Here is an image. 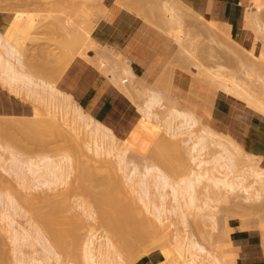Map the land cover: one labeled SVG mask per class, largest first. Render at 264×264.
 I'll return each mask as SVG.
<instances>
[{
    "label": "rangeland",
    "instance_id": "1",
    "mask_svg": "<svg viewBox=\"0 0 264 264\" xmlns=\"http://www.w3.org/2000/svg\"><path fill=\"white\" fill-rule=\"evenodd\" d=\"M74 1L76 2V4H74ZM101 1L0 0V35L7 44H9L11 47L13 46V51H16L17 54L19 53L21 62L23 63L20 68L18 67L19 70L21 72L29 74L33 78L32 80L37 84L39 80L49 81L51 78L52 79L50 81L52 82L54 80L53 74L56 75L59 71H63V74L65 71L63 70V68L65 69L67 67H61V65L63 66V64L61 63V53L63 50L59 46H61V41H64L62 39L66 40L69 37L68 35L71 34L66 32L68 31L66 29L68 28L70 30V27L73 25V27H76V29L79 30L78 32L81 34L82 32L92 31V27L90 28L92 24L91 22H86V17L90 16L91 19V15H89L91 12L94 13L100 11L99 9H101L102 6L100 7L98 6V4L101 5ZM127 1H131L132 4L131 2L130 4L127 3ZM153 1L124 0L122 2L121 8L124 7L123 4L125 5L126 2V5H129V7L127 6L128 11L133 10L132 12L135 13V15L139 17L142 21H144L146 25L148 24L147 26H149L151 29L158 31L159 33H162V35L166 37L167 42L173 48L174 61L177 62L178 66L181 70H183V72H187L190 75H193L195 79H198L197 81H199L203 88L205 87L210 92L220 91L223 95H228L238 101H241L245 104V106L249 105V108L246 107V111L244 112V114L248 117V121H250L253 115L252 111L256 113L254 110H257L261 102L264 103V93L262 94L261 92L262 90H264V75L262 73V67L264 66V6L259 2H254V9L248 10V15L246 16V21L249 25L247 29H251L256 35V37L254 38V43L259 41L261 44L260 54L255 55L253 53V50L248 51L247 48L242 47L241 45L236 43L234 40L231 39V37L230 39L232 41L229 38H227L228 40H225L224 37L222 39L221 37L217 38L215 36L208 35L206 29L209 28V25L214 26L215 24L198 15L193 8L185 5L180 0ZM64 2H67V4L65 5ZM72 2L74 5L72 4ZM88 8L92 9V11L88 10L87 12L89 14L84 11L87 15H84V18L86 19H83L85 21L84 22L83 20H81V18L83 17L80 16L82 14H85L82 12V10H87ZM96 8H98L97 10L99 11H97ZM135 10L140 11L136 12ZM80 11L82 12V14H79ZM24 14H26L27 17ZM21 15L23 19H27L28 21L30 19L32 21L31 23H33V25L30 24L31 27L33 26L32 28H30L29 26V28L25 27L20 29L21 31L23 30L22 32L20 31L21 33H23L22 35L24 37L23 39L21 37L22 42L19 41L21 40L19 37L21 33H19L20 35L18 36L19 40L10 37L5 34L6 28L4 25H2L4 23H11L13 19H17V16L20 18ZM260 16L262 17V19L255 20V17L257 18ZM175 19L178 21L174 22ZM82 21L87 24L85 25ZM58 22H60L59 27H61V25L63 24L61 29H63L64 26L67 28L63 29V31H60V28L55 29L54 26ZM67 23L71 26H67ZM74 23H76V25H74ZM79 23H81V26H79ZM77 26H79L81 29L77 28ZM53 28L55 31H53ZM85 42L86 43H83L81 45V50L76 53L75 57H80L87 60L91 65L95 66L103 75L108 76L111 83L116 86L135 105L138 112L143 118V122L146 123L142 124V126L146 128V125H149L155 135L161 133L163 134L164 138V140H159V142L156 143L157 146H155L154 139H152L154 138V136L152 135L151 139L153 141L151 142V145H153L154 147L150 148L147 152H143V150H141L143 148L145 149L147 147H150H144L146 146L145 142L143 144L144 146L142 145L143 141L146 140L144 137H142V135V141L139 139L138 141H135L138 142L137 144L139 145H137L134 141V143H131L132 145H134V147L137 146V150L131 144L130 145L132 147H130L129 144H125L124 141L121 142L120 140H117L116 150L111 151L107 156L102 155L101 157L111 161L113 160L112 157L115 153H117L118 151H125V158L129 162V164L126 165L128 168L127 174H131L128 172L131 171L133 167L137 168V170L141 174H144L147 169L157 168L163 174H165L168 181L171 182V186H181V181L183 179H186L188 175H199L201 177V182L195 187V200L193 208H186L183 206V208L181 209L183 218L179 216L176 217L177 215L174 216L171 211L173 210V207H175V203L173 202V197L170 189L155 188L154 186L150 185L147 197H150L151 201L159 203V200H161V197L159 196L161 194H163L165 198L164 208L166 209V213L162 216V229H164L165 227L167 228L168 226L167 231H165L166 228L164 230L166 233H168V235L164 232L163 233L165 234V237L168 236L167 239L169 241H165V237H163L165 238L164 243L162 240L163 238L157 239L156 241L158 245H155L156 248H154L153 251L146 253L148 251L144 249H147V247L148 249H150L151 246H153L151 242L154 240V235L152 234H155L154 232H150L152 231V228L151 230L149 228L147 230H149V233H152L150 234L152 236L149 237L150 240L149 238H146L145 236L147 235H145L143 237H145L146 239L141 238L140 242L138 241L134 248V251L130 255H127L123 250H121L122 252L118 251L119 257H115L113 255V249L108 247L109 241H107L106 237V227H102L103 223L100 220V223L98 222V220L96 221V219H98L99 217L95 218L98 216L96 213L100 209L99 206H101L98 205L96 201L97 196L95 195H98V193H100L101 187L97 188L96 186V188H89L87 194L85 193L86 195L80 193L77 189H75L74 184L77 183L75 179L76 175L78 176V166L80 164L78 162H75L77 160V153L73 151V148L71 147L72 145H70L71 143L69 144V142H71V138H73L74 136L78 139H85L86 142L90 145V147L93 146V137L91 130L94 131L95 128L98 127V129L101 130L102 124L94 120L91 116L85 114L82 109L70 99V97L62 94L61 92L60 93L62 95H60V97L61 100L63 99L64 101H60V98H58L59 96H55L57 97L55 100L51 99V102L45 100L48 102L46 103L43 99H45L44 95H47V93L45 91L42 92L43 90H40L41 88L35 89L40 90V97L39 94H37L38 91H36L37 95H33L35 94L34 89H32L34 90V92L31 90L33 93L30 92L33 96L31 97L30 94L27 95V93L29 92H27L26 88H24L18 93L15 92L13 89L9 88V86L3 84V77L0 76V117L17 118L23 120L31 118L33 114H39L38 116L46 120L47 117L49 118V116H47L48 113L47 111L45 112V109L47 110L49 107L52 112L54 111L56 115H58L57 121L60 123L63 129L67 130V132L70 133L66 134L67 139L61 137L59 138L61 139L59 141H57V139L55 140L54 136H51L52 139H49V141L47 138V142H43V140L40 139L39 140L41 142L38 139H35L36 141H34V137L33 139L31 138L32 141L30 142L28 140L31 139H27V137L23 136L22 133L20 134V132L19 134L25 137L27 141L24 140V138L20 136L18 132L16 135V132L13 130L12 134H14V136L9 133L10 135H8V137L6 134L2 135L3 132L0 131V264H38L42 261L43 264H45L44 260L46 259L47 255L46 252L43 251L44 244L42 243V241L40 242V238L36 237L35 232L32 229V225H37V220L35 217H33V212H30L29 210H31V207H33V210L36 208L38 209V207L42 209L45 207L44 210H47L50 206H43V204L38 203L37 199L34 200L33 206L28 204V202H30V198H39L38 196L40 195V193L42 194V191L43 193L45 192V194L48 193L47 196L49 195L50 197H55L56 195L61 193L67 194V200H65V202L67 201L68 203L66 202V205H64V201L62 202V204H58L59 201H57V197L54 205H56L57 208L61 207V209L64 210L62 212L59 209V212L61 213L62 218H64V221L69 220L67 222H70L69 224L67 222H65L67 224L64 223L63 226L68 225L66 226L67 228H64V230L67 229L68 231L70 229L69 231H72L71 229L75 228L74 231H78L77 234H79L78 236H76L77 234H73L74 236L69 235L70 237L65 236L66 238L64 239V241L66 240V244H64V246L66 245V247L63 248L64 246L62 243L61 244L63 247L59 246L62 247V249L64 250L66 248H68V250L70 251L73 250V256L71 252V256H69L68 252V254H64L61 251L62 249L57 248V245L55 243V245L53 244V240L50 239V236L52 235L49 234L51 231H44V237L47 239V243L52 246L53 251L55 250V255H51L52 259L48 261L49 264H58L59 261V264H85V260L83 258V249L85 242H87L89 236H92L95 245H100L105 249V252L108 253L109 258H111L112 260L110 264H130L129 262L135 259L138 260L135 264H138L140 258H142L139 256L141 255L143 250L145 253H143L144 256L147 255L149 258L153 257L154 261H158L157 264H159L164 259L167 260L166 258L169 257V255L172 258L176 257V255L178 254L177 247L179 243L182 242H194L195 246H200L204 248L207 252L212 253V255H214L218 260H220L221 263L223 262V264L225 262L227 263L226 260L229 261L228 263L231 262L232 264H237V257L234 251L232 250L233 245L229 237L232 231L229 225H231L232 222L239 223L240 229L244 232L254 231L259 233L262 240V246L259 249L258 255L263 256L264 196H262V198L258 201H252V199H250L251 201H244L245 194L241 191L236 190L235 192L227 193L226 190L221 188V185L214 186L211 183V179H221L224 174V170L221 169L220 166L215 165L213 163V160L218 158L219 154L221 153V149L216 144L217 141H221V144H224L229 149L231 148L230 143L233 145L235 144L237 146L239 153L234 156L235 170L237 172L247 171L250 166L263 167L260 163V159L255 158L251 154L245 153L243 149L234 140L230 139L229 137L223 136L222 134L221 139H219L218 137H214L213 139L206 140V147L198 156L195 151L191 150L195 139H190V134H192L193 136H200L204 134V131H214L216 133L219 132L210 125H208V123L202 120V118L195 115L193 112L184 109L181 105H177L175 98L170 95L167 91L160 89L154 83L150 84L145 80H140L136 78V76L131 70V67H129V65L127 64V61L123 57L118 55L116 52H114L113 50H108L107 48L99 47L93 39L91 40V42L89 39H86ZM59 48L62 51H60ZM59 51L61 52L60 56L58 54ZM90 54H93L95 57L90 58ZM56 55H58L57 58ZM10 60L11 62H14L13 59ZM252 63H254V65ZM47 68H49L52 72H47ZM51 68L55 69V73ZM60 77H58L56 81L54 80L55 85ZM203 78L207 80V82L204 81ZM208 81L212 84L208 83ZM213 84L217 87V89L213 86ZM53 85L54 83L52 84V86ZM251 87L254 89V92L253 90H251ZM155 88L159 90L160 93H158L159 91H156ZM231 90L235 92H232ZM161 91L163 94L161 93ZM42 93H44V95ZM153 94H162L164 97L161 96L162 98L159 102V106L150 110L152 115L147 116L145 113L148 111L147 101L149 97ZM252 95H256V97L253 96L254 98L251 99V101L244 102L243 99H245L246 97L248 99L249 96L252 97ZM38 97L39 100H41L42 102L37 100ZM165 97L167 98L165 99ZM171 99L174 101H172ZM45 106L48 107L46 108ZM34 107L38 108L39 110H36ZM22 108H24V110ZM77 108L81 109L83 115L79 116V114L76 112ZM35 110L39 112H34ZM176 111L181 113L184 112V114H186L185 111L190 112L195 118L198 119L196 121V124L191 129L181 127L179 125L181 119H172V113ZM258 112L259 114H261L262 111ZM259 114L256 113L257 116H260ZM262 115L263 116L261 117H264V113H262ZM10 120L12 119H8L3 122L0 119V122L6 123V121L10 122ZM24 121L29 122L27 120ZM88 122L90 123L88 124ZM42 135L45 134L43 133ZM69 135H72V137L70 136V138ZM10 136H13L18 141H16L13 137L10 138ZM138 136L140 138V134ZM44 137L47 136L45 135L43 136V138ZM9 138L10 141H14L15 145L16 142L19 145L13 146V141L10 143L12 145L9 144V141L5 142ZM19 146L20 148H17ZM35 149L37 151H35ZM104 149H106L105 144ZM84 151L86 150L83 149V151L81 152L82 155L80 159L81 161L84 160V163L87 162L86 165L88 168H91L92 166L93 170L94 166L97 165V162L94 161L95 156H93L90 151H87V154ZM74 154L76 156H74ZM46 155L54 160L60 158L59 156L61 155H68L72 158V165L74 167L71 166L72 169L69 178L66 180L65 184L60 185L55 189L51 188L46 190L45 187L40 188L39 186H37V184L35 186L33 174L30 170V172L27 171L30 167L28 161H39L42 156ZM92 157L93 159H91ZM91 160L93 161V163L95 162L96 164L93 165ZM199 162H201L200 165ZM86 165L84 166L86 167ZM153 165L157 167H153ZM98 166L100 169L98 168ZM95 167L96 168L94 169L96 170L95 173H93V179L96 181L111 178L112 173L109 174V172L113 169V172H115L117 175L120 176L121 174L120 171L116 170V167H114L113 169H109L107 167L104 168V166L102 167L100 163H98V165ZM181 167L183 168L181 172L185 170V172H183L185 175L179 177L177 172L179 173V169ZM136 179H138V177ZM71 180L75 183L72 184ZM249 181H251V179H249ZM70 183L72 186L69 185ZM68 186H71V190H74L73 195H71L72 192H70L71 197L67 192L70 190L68 189ZM33 187L34 189H38L34 190ZM127 187L128 186H126L123 190L119 187H116L114 189L115 191L112 188V192L108 191V194L110 196H113L117 201L119 200L117 204H119L121 200L126 199L123 201L125 202V205H128L129 207V203L132 202H130V200H127L129 198L127 196L133 195L134 192L132 191L133 193H131L132 189L130 188V190L129 187ZM126 188L130 190V195L125 192ZM117 189L122 190V192L120 191L121 194L117 192ZM75 191L77 192L75 193ZM137 191H139V189H137ZM136 193L135 195H133V199L132 196L130 198L133 201V206L131 207L130 205V209H126L128 211H126L127 214L133 215L132 213H136L137 215L139 213L140 218L142 216H145L149 219V221L151 219V223H156L153 222V218L146 212L145 207L143 206L141 201L138 200L139 196L136 195ZM32 194L34 195L32 196ZM123 201H121V204L124 205ZM126 201L128 202L127 204ZM182 202L183 201L181 200V203ZM26 204L29 205V209ZM102 204L104 203L102 202ZM81 206H84L86 208L92 207L91 211L94 212L95 219L89 220L86 217L85 212L82 211L84 208ZM121 207L123 208V206ZM104 208H106V206ZM150 208L152 209L153 205H151ZM60 213L56 215L57 217L59 215V218L61 217ZM63 214L65 215V217L63 216ZM136 215L134 214L133 217H135ZM142 218L140 220L144 221L145 219ZM136 219L137 217L134 220L135 225H137L136 223H141L140 227L142 229L143 222H139L140 220L137 221L138 219ZM10 222L11 224H9ZM145 222L144 225L147 228L149 224L148 226H146L147 223ZM72 223L75 226L76 224H79L78 226H76L78 227V229ZM69 225L70 227L71 225L74 227L70 228ZM150 226H152V224ZM155 226L157 228V225ZM140 227L138 228L140 229ZM145 227H143V230H141L142 232H144ZM138 228H136L137 233L142 236L143 233ZM157 231L155 232L157 233ZM75 236L76 238H74ZM76 239L78 240L76 241ZM177 241H179V243H177ZM68 243L69 245L71 243V245L69 246ZM69 247L72 248L70 249ZM68 250L66 249V251ZM160 254L165 258L162 257ZM156 255L158 256V259H156ZM56 256L59 257L58 262H56V260L54 259L57 258ZM53 260H55V262Z\"/></svg>",
    "mask_w": 264,
    "mask_h": 264
},
{
    "label": "bare ground",
    "instance_id": "2",
    "mask_svg": "<svg viewBox=\"0 0 264 264\" xmlns=\"http://www.w3.org/2000/svg\"><path fill=\"white\" fill-rule=\"evenodd\" d=\"M101 1V0H100ZM124 0H116V2H115V5H117L118 7H122V2H123ZM151 1H153V0H151ZM68 2V1H67ZM67 2L65 3L64 2V4L66 5L67 4ZM75 2V1H74ZM102 2V1H101ZM131 2V1H130ZM130 2L129 1H127V3H129L130 4ZM134 2V1H133ZM154 2V1H153ZM78 3V2H77ZM72 4H73V2H72ZM74 4H76V2L74 3ZM73 4V5H74ZM131 4H132V2H131ZM69 5V4H68ZM67 5V6H68ZM92 5V4H91ZM135 5V4H134ZM77 6V5H76ZM98 6H100L101 7V5L100 4H98ZM123 8H126L127 9V6L129 7V5H126V2H125V5L123 4ZM97 7V6H96ZM99 7V8H100ZM134 7V6H133ZM98 8H96V10H97ZM104 10V8L102 7L101 9H99V10H97V11H99L100 13H103L102 11ZM109 9V8H108ZM136 9V8H135ZM138 9H139V7H138ZM142 9H144V8H142ZM141 9V10H142ZM247 9V8H246ZM78 10V9H77ZM88 10H90V11H92V9H83L82 10V12L83 13H85V12H87ZM85 11V12H84ZM89 11V12H90ZM105 11V10H104ZM119 11V10H118ZM131 11V10H130ZM133 11V10H132ZM136 12H138V11H140V10H135ZM146 11V10H145ZM82 12L80 11L79 12V14H82ZM144 12V11H143ZM88 13V12H87ZM92 13V12H91ZM91 13L89 14V15H91ZM115 13V12H114ZM131 13H133V12H131ZM140 13V12H139ZM117 14H119V13H117ZM123 14H125V13H123ZM26 17H27V15L26 14H24ZM83 15V16H82ZM80 17H83V18H81V20H83V19H85L84 17V15H86V13L85 14H82ZM105 15V14H104ZM248 15V10H246L245 11V13H244V15L241 17V20H242V22H243V24H244V26H245V28H248V24H247V21H246V16ZM28 16H29V14H28ZM87 16V15H86ZM102 16V15H101ZM125 16V15H124ZM127 16V15H126ZM136 16V15H135ZM264 16V15H263ZM14 17H16V16H14ZM13 17V18H14ZM72 17V16H71ZM114 17V16H113ZM193 17V16H192ZM17 19H13V21L11 22V23H4V24H2V25H4L5 26V34L6 35H8V36H10V37H13V38H16V39H18V36L20 35L19 33H21L22 31L20 30V29H22V28H25V27H28L29 28V26H30V24L31 25H33V23H31L32 21L29 19V21L27 20V19H23V17H22V15H21V17L19 18L18 16L16 17ZM119 18V17H118ZM196 18V17H195ZM87 19V20H86ZM86 22L88 23V22H91L90 21V16H87L86 17ZM95 19V18H94ZM117 19V18H116ZM115 19V20H116ZM174 19V18H173ZM257 19H262V17L260 16V17H255V20H257ZM80 21V20H79ZM84 21V20H83ZM82 21V22H83ZM100 21V20H99ZM177 22L178 20H174V22ZM85 22V21H84ZM83 22V23H84ZM60 22H58L55 26H54V28L55 29H59L60 28V31L62 30L63 31V29H65V28H67V27H65L64 26V28L63 29H61L62 28V26H63V24L61 25V27H59L60 26V24H59ZM69 23V22H68ZM68 23H67V26H71V25H68ZM83 23H82V25H83ZM86 23V24H87ZM209 23V22H208ZM213 23V22H212ZM59 24V25H58ZM73 24V23H72ZM80 25L79 26H81V23H79ZM85 24V23H84ZM85 24V25H86ZM91 24H92V26H90V28L92 27V30H93V28H94V24L91 22ZM213 24H215L214 26H211V25H209V28H207L206 29V31H207V34L208 35H210V36H215V37H221L222 39H223V37L225 38V40H228L227 38H229L230 39V23H222V24H218V23H213ZM256 24V23H255ZM74 25H76V23H74ZM77 25H78V22H77ZM89 25V24H88ZM148 25V24H147ZM79 26H77V28H80ZM33 27V26H32ZM31 26H30V28H32ZM83 27H87V26H83ZM82 27V28H83ZM89 27V26H88ZM110 27V26H109ZM54 28H53V31H55L54 30ZM71 29L69 30L68 28L66 29V30H68V31H66V32H68V33H71L70 35H68L69 37L65 40V39H62V40H64V41H61V46H59L60 48V51H62V53L59 51V56L62 54V61H61V63L63 64V66L61 65V67H68V65L70 64V63H72L71 61L74 59V57H75V55H76V53L77 52H79L80 50H81V45L83 44V43H86L85 42V40L86 39H89L90 40V42H91V40H92V36H91V32L92 31H90V32H82V34L81 33H79L78 31L79 30H77L76 29V27H73V25L70 27ZM257 28V27H256ZM81 29V28H80ZM86 29H88V28H86ZM95 29V28H94ZM21 31V32H20ZM23 33H21V35H22ZM66 34V33H65ZM19 36L20 37V39H21V37H22V39L24 38L23 37V35L22 36ZM62 38V37H61ZM22 39L21 40H19V41H21L22 42ZM51 39V38H50ZM214 40V39H213ZM231 40V39H230ZM14 41H17V40H14ZM232 41V40H231ZM93 43V42H92ZM57 46V47H58ZM241 50V49H240ZM0 51H2V52H0V76H2L3 78V84H5V85H7V86H9V88H11V89H13L15 92H20L21 90H23L24 88H26L27 89V92H29V93H27V95L28 94H30L31 95V97H33L32 96V94L31 93H33L34 92V90L36 89V88H41L40 90H43L42 92H46L47 93V95H44V93H42L45 97V99H43L44 101L45 100H48V102H51V99H53V100H55L57 97H55V96H59L58 98H60L59 100L60 101H64L63 99L61 100V97H60V95H62L57 89H56V87L54 86L55 85V81L57 80V78L58 77H60V75L62 74V72L63 71H59V72H57L58 74H53L54 75V82L52 81H45V80H39V82H38V84L37 83H35L32 79V77L29 75V74H27V73H25V72H21L20 70H19V68L22 66V62H21V59H20V55H19V53L17 54V52L16 51H13V46L11 47L9 44H7L3 39H2V36L0 35ZM40 53V52H39ZM61 53V54H60ZM52 55V54H51ZM57 56L58 55H56V58H57ZM10 59H13V61L14 62H11V60ZM253 60V59H252ZM55 61V60H54ZM60 63V64H61ZM16 64V65H15ZM253 65H254V63H252ZM251 64V65H252ZM19 67V68H18ZM42 68V67H41ZM263 68V67H262ZM51 69H53V71L55 70L54 68H51ZM66 69V68H65ZM64 68H63V70H65ZM47 72H52L49 68H47ZM54 73H55V71H54ZM61 73V74H60ZM52 74V73H51ZM47 75V74H46ZM49 75V74H48ZM52 77V76H51ZM56 78V79H55ZM204 79V78H203ZM261 79V78H260ZM204 81H206L207 82V80H205L204 79ZM48 82H50L51 83V85H50V83H48ZM54 83V87L52 86V84ZM208 83H210V84H212L211 82H209L208 81ZM252 84V83H251ZM253 85V84H252ZM251 85V86H252ZM213 86L214 87H216L214 84H213ZM255 88V87H254ZM28 89H29V91H28ZM32 89H34V90H32ZM156 89V88H155ZM216 89H217V87H216ZM256 89V88H255ZM33 92H32V91ZM40 90H35V94H33V95H37V94H39V97H40V94H41V92H39ZM219 90V89H218ZM251 90H253V92H254V89L251 87ZM36 91H38L37 92V94H36ZM156 91H159V90H157L156 89ZM232 92H235V91H233V90H231ZM31 92V93H30ZM258 92V91H257ZM262 92V94L264 93V90H262L261 91ZM260 92V93H261ZM45 93V94H46ZM158 93H160V91L158 92ZM161 93H162V91H161ZM259 93V92H258ZM163 94V93H162ZM162 94H157V95H151L150 97H149V99H148V101H147V112H145L146 113V115L147 116H150V115H152V113L150 112V110L151 109H154V108H156L157 106H159V102L161 101V98L162 97H164ZM47 96H49V97H47ZM162 96V97H161ZM251 96V95H250ZM249 96V98L247 99V97L245 98V99H243L244 100V102H248V101H251V99H253L254 97L253 96H255L256 97V95H252V97H250ZM263 96H264V94H263ZM30 97V98H31ZM36 97V96H35ZM39 97H38V101H40V102H42L41 100H39ZM43 97V96H42ZM170 97V96H169ZM2 98H4V97H2ZM37 98V97H36ZM167 97H165V99H166ZM169 99V98H168ZM33 100V99H32ZM36 100V101H37ZM58 100V99H57ZM170 100V99H169ZM172 100V99H171ZM172 101H174V100H172ZM46 103H48L47 101H45ZM39 103V102H38ZM44 103V102H43ZM9 105V104H8ZM19 105V104H18ZM22 105V104H21ZM47 105V104H46ZM32 106V105H31ZM46 107V106H45ZM45 107H44V109H45ZM48 107V106H47ZM46 107V108H47ZM247 108H249V105L248 106H246ZM33 108V107H32ZM35 108V107H34ZM10 109V108H9ZM8 109V110H9ZM23 110H24V108H22ZM21 109V110H22ZM36 110H39L38 108H35ZM42 109H43V107H42ZM48 109H49V107H48ZM46 110L45 109V112L47 111V116H49V118L47 117V119L45 120V119H43L42 117H40V116H38V115H32V117L31 118H29V119H23V120H21V119H17V118H8V117H0V119L3 121V122H5V120H8V119H12V120H10V122L9 121H6V123H3V122H0V131L1 132H3V134L2 135H4V134H6L7 135V137H8V135H10L9 133H11L12 134V132L13 131H15L16 132V135H17V132H18V134H19V132H20V134L22 133V135L23 136H25V137H27V139H33V137H34V141H36L37 139L39 140H43V142H47V138H48V140L49 139H52L51 138V136H54V138H55V140L57 139V141H59V140H61V139H59V138H61V137H63L64 139L66 138L67 139V136H66V134L68 133V134H70L69 132H67V130H65V129H63V127L60 125V123L57 121L58 120V118H57V116L58 115H56V113L53 111H51L50 109V111L49 110ZM263 109H264V103L263 102H261L260 104H259V106H258V108H257V110H254V109H252V110H254L256 113H258L259 114V112L258 111H262L261 112V114H259L260 116H263L262 115V113H264V111H263ZM15 110V109H14ZM25 110H27V109H25ZM34 111V112H37V111ZM3 111V110H2ZM39 112V111H38ZM37 112V113H38ZM45 112H44V114H45ZM76 112L79 114V116H81V115H83L82 114V112H81V109H78L77 108V110H76ZM186 112V114H184V112L183 113H181V112H178V111H176V112H174V113H172V119H174V120H177V119H181V121H180V123H179V125L181 126V127H184V128H186V129H191L195 124H196V121L198 120L197 118H195L190 112H187V111H185ZM36 113V114H37ZM253 116V115H252ZM83 117V116H82ZM86 117H87V115H86ZM88 118H90V117H88ZM244 118H245V120L246 121H248L249 119H248V117L244 114ZM5 119V120H4ZM196 119V120H195ZM24 120H27V121H29V122H25ZM3 123V124H2ZM90 122H88V124H89ZM97 123V122H96ZM95 123V124H96ZM106 124V123H105ZM3 125V126H2ZM100 125V124H99ZM101 126V125H100ZM98 127V126H97ZM102 128H101V130L100 129H98V128H95V130L93 131V130H91V132H92V137H93V140H92V143H93V146H91L90 147V145L86 142V140L85 139H78V138H76V137H74L73 136V138H71L72 137V135H69V137L71 138V142H69V144L70 145H72L71 147L73 148V151L75 152V153H77V156L74 154V156H76L77 157V160L75 161V162H78L80 165L78 166V176L76 175V182L77 183H75L74 181L72 182V180H71V182H72V184L73 183H75L74 184V186H75V189H77L80 193H83V194H87V191H88V189L89 188H96V186H97V188H100L101 189V191H100V193H98V195H95V196H97V198H96V201H97V203H98V205H101V206H99L100 207V209L98 210V212L96 213L98 216L97 217H95V218H98V219H96V221L98 220V222H99V220L103 223V225H102V227L104 226V227H106V230L107 231H105L106 232V237H107V241H109V246L108 247H110L111 249H113V255L115 256V257H119V252L118 251H120V252H122L121 250H123L127 255H130L133 251H134V248H135V246H136V244L138 243V241L140 242V239L141 238H143V239H146V238H149L150 236H152V235H154L153 237H154V240L151 242L152 243V245L153 246H151V248L150 249H148V247H147V249H144V250H146V251H148V252H146V253H149V252H151V251H153V249L154 248H156V246L155 245H158L157 244V239H159V238H163V237H165V234L164 233H166L165 231H167V228H168V226H167V228H166V230H165V228L164 229H162L163 228V220H162V216L163 215H165V213H166V209L164 208V200H165V198H164V196H163V194H161L159 197H161V200H159V203H155L154 201H151L150 200V197H147L148 196V190H149V188H150V185H152V186H154L155 188H162V189H165V188H169L170 189V191H171V194H172V197H173V202L175 203V207H173V210L171 211V213H173V215L174 216H176V217H182L183 218V215H182V211H181V209L183 208V206L184 207H186V208H193V204H194V191H195V187L197 186V184H199L200 182H201V177L199 176V175H188L187 177H186V179H183L182 181H181V186H179V185H177V186H171L172 184H171V182L170 181H168V179L166 178V176H165V174H163L160 170H158L157 168H150V169H147L146 171H145V173L144 174H141L138 170H137V168H135V167H133L132 169H131V171H129L128 173H131V174H127V170H128V168H127V166L126 165H128L129 164V162L126 160V158H125V151H118L117 153H115L114 154V156L112 157L113 158V160H106L105 158H102L101 156L102 155H104V156H107V155H109V153L111 152V151H114V150H116V145H117V140H119V139H117L116 137H115V135L108 129V128H106L105 126H101ZM112 129V128H111ZM10 130H11V132H10ZM13 130V131H12ZM45 134L47 137H44L43 138V136H45V135H42V134ZM204 134L203 135H200V136H193L192 134H190V136H189V138L190 139H195L194 140V142H193V145H192V148H191V150L192 151H195V153L199 156L200 154H201V152L205 149V147H206V140H208V139H213L214 137H218L219 139H221V134H219V133H216V132H211V131H204L203 132ZM1 134V133H0ZM19 134V135H20ZM5 135V136H6ZM13 136H14V134H12ZM22 135H20V136H22ZM139 135V134H138ZM137 134H134L132 137H131V139L128 141V142H124L125 144H131L133 141L135 142V141H138V139L139 140H141L142 141V139L143 138H141V135H140V138H139V136H138ZM12 136V137H13ZM22 136V137H23ZM50 136V137H49ZM56 136V137H55ZM156 137H155V139H154V143H155V146H157L156 145V143H158L159 142V140L161 141V140H164V138H163V134H161V133H158V134H156L155 135ZM11 136H10V138H12ZM25 137H23L24 138V140H26L27 141V139H25ZM142 137H144V136H142ZM10 138L7 140V141H5V142H8L9 141V144L13 141L12 139V141H10ZM14 138V137H13ZM42 138V139H41ZM46 138V139H45ZM69 138V139H70ZM145 138V137H144ZM7 139V138H6ZM16 141H18L16 138H14ZM32 139L31 140H28V141H32ZM36 139V140H35ZM5 140V139H4ZM20 140V139H19ZM39 140V141H40ZM45 140V141H44ZM54 140V141H55ZM38 141V142H39ZM50 141V140H49ZM66 141H68V140H66ZM70 141V140H69ZM153 140H145V141H143V143H142V145L144 144V142L146 143L145 145L146 146H144V147H147V146H150V147H147V148H143V149H141V150H143V152H147L150 148H153L154 146L153 145H151ZM22 142H23V139H22ZM41 142V141H40ZM133 142V143H134ZM147 142H150V143H147ZM216 142V141H215ZM25 143V142H24ZM50 143V142H49ZM136 144L138 143V142H135ZM139 143H141V142H139ZM23 144V143H22ZM104 144H105V147H106V149H104ZM216 144H217V146L221 149V153L219 154V156H218V158H216V159H214L213 161V163L215 164V165H218V166H220L221 167V169H223L224 170V174H223V177L220 179V178H214V179H211V183L214 185V186H218V185H221V188L222 189H224V190H226L227 191V193H230V192H235L236 190H239V191H241L242 193H244L245 194V197H244V201H251L250 199H252V201H258V200H260L261 198H262V196H264V168L263 167H255V166H250L249 168H248V170L247 171H236L235 170V160H234V156L237 154V153H239V150L237 149V146L234 144H231L230 143V145H231V148L229 149V148H227L224 144H221V141H217L216 142ZM10 145H12V144H10ZM16 145L18 146L19 144H17V142H16ZM15 145V143H14V141H13V146H16ZM21 145V144H20ZM26 145V144H25ZM34 145V144H33ZM132 145V144H131ZM130 145V147H134V145H132L131 146ZM137 145H139V144H137ZM178 145V144H177ZM12 146V147H13ZM23 147V146H22ZM26 147H28V146H26ZM36 147H38V146H36ZM51 147V146H50ZM129 147V148H130ZM137 147V146H136ZM136 147H134V148H136ZM140 147V146H139ZM138 147V148H139ZM8 148H9V146H8ZM17 148H20V146L19 147H17ZM72 148H70V149H72ZM12 149V148H11ZM43 149H44V147H43ZM83 149L84 150H86V151H84V152H86V154H87V151H90L92 154H93V156H95V158H94V161L95 162H97V165H98V163H100V165L103 167L104 166V168L105 167H107V168H109V169H113L114 167H116V170H118V171H120L121 172V174H122V176H121V174H120V176L119 175H117L115 172H113V170H110V172H109V174L110 173H112V176H111V178H108V179H101V180H99V181H96V180H94L93 179V173H95V170L96 169H94V168H96L95 166H97V165H95L94 166V168H93V170H92V166H91V170L87 167V162L86 163H84L83 161L84 160H82L81 161V159H80V157H81V155H82V151H83ZM41 150V149H40ZM136 150H137V148H136ZM19 151V150H18ZM35 151H37L36 149H35ZM42 151V150H41ZM45 151V150H44ZM47 151H48V149H47ZM49 151H51V150H49ZM72 151V150H71ZM71 151H70V153H71ZM84 152H83V154H84ZM142 152V153H143ZM13 155V154H12ZM11 155V156H12ZM48 155V154H47ZM42 156L41 158H40V160L39 161H34V162H32V161H28V164H29V169L27 170V171H31V173L33 174V176H34V184H35V186H36V184H37V186H39L40 188L42 187V188H46V190L47 189H51V188H53V189H55L56 187H58V186H60V185H63V184H65L66 183V180L69 178V175H70V173H71V166L72 167H74L73 165H72V158L71 157H69L68 155H61V156H59L60 158H57V159H51L49 156ZM84 156H86V155H84ZM84 156H83V158H84ZM87 158V157H86ZM111 158V157H110ZM79 159H80V161H79ZM91 159H93V157L91 158ZM90 160V159H89ZM88 160V161H89ZM180 160V159H179ZM86 161V160H85ZM92 161V160H91ZM183 161V160H182ZM93 163V161H92V163H93V165L94 164H96V163ZM89 163V162H88ZM75 164H77V163H75ZM201 164V162H199V165ZM84 165H86V167L84 166ZM101 167V168H102ZM153 167H157V166H155V165H153ZM76 168V167H75ZM74 168V169H75ZM98 168H99V166H98ZM177 168H178V166H177ZM100 169V168H99ZM105 170V169H104ZM183 170V168L181 167L180 169H179V173L177 172V174H178V176L179 177H182L183 175H185L183 172H185V170L183 171V172H181ZM29 171V172H30ZM112 171V172H111ZM172 172V171H171ZM30 173V174H31ZM183 173V174H182ZM167 175V174H166ZM169 176V175H168ZM22 177V176H21ZM138 177V179H136ZM19 178H20V176H19ZM249 179H251V181H249ZM22 182V181H21ZM32 182V181H31ZM1 183V182H0ZM33 183V182H32ZM31 183V184H32ZM77 184V185H76ZM69 185H71V183L69 184ZM34 186V185H33ZM72 186V185H71ZM71 186H68L69 188L68 189H70L71 190ZM126 186H128L129 187V189L131 190V193H133V195H135V193L136 192H138V193H136V195H138L139 197H138V200H140L141 201V203L143 204V206L145 207V210H146V212L153 218V222H156V223H151L152 221H151V219H150V221H149V219L148 218H146L145 216H142L141 218L142 219H145L144 221L143 220H140L141 218H140V216H139V213L136 215V213H132L133 215H128L127 214V210H129L130 208V205H131V207L133 206V201H132V199H133V195H131L132 196V199H130L131 198V196H127V197H129L127 200L129 201L130 200V202H132V203H129V207H128V205H125V202L123 201V200H126V199H123V200H121V201H123V203H124V205L123 204H121V201L119 202V204H117L118 203V201L113 197V196H110L109 194H108V191H111V189L113 188V190L116 188V187H119V188H121L122 190L126 187ZM257 186V187H256ZM127 187V188H128ZM125 189V192L127 193V194H129L130 193V190L129 189ZM33 189H34V187H33ZM38 188H36V189H34V190H37ZM52 189V190H53ZM74 189V188H73ZM104 191H103V190ZM134 189V190H133ZM137 189H139V191H137ZM67 191L68 193H69V196H70V192H72V194L71 195H73V191L74 190H71V191ZM118 190V189H117ZM122 190H118L117 192H119L120 193V191L122 192ZM115 191V190H114ZM129 191V192H128ZM133 191V192H132ZM136 191V192H135ZM77 191H75V193H76ZM112 192V191H111ZM46 193H47V191H46ZM79 193V194H80ZM92 193V192H91ZM48 194V193H47ZM47 194H45V192L43 193V191H42V194L40 193V195L38 196L39 198H37V197H34V198H30V202H28V204H30V205H32L33 206V203H34V200L35 199H37L38 200V203H40V204H43V206H50V207H48L49 209H47V210H44V208L42 209V208H39L38 207V209L36 208V209H32L33 207H31L30 209L31 210H29L30 212H33L32 213V215H33V217H35L36 218V220H37V225H32L33 226V230H34V232H35V235H36V237H38V238H40L39 240H40V242L42 241V243L44 244V250L43 251H45L46 252V259H48V260H46L45 258V260H44V263L45 264H49L48 263V261H50V259H52L51 258V255L53 256V255H55V250L53 251L52 249V246H50V244L49 243H47V239L44 237V231H51L49 234L50 235H52V236H50V239H52L53 240V244L55 243L56 245H57V248H60V249H62V247L64 246V244H66L65 242H66V240L64 241V239L67 237V236H74L75 234H77L78 233V231L77 232H75L74 231V229L72 228L71 230L73 231H67V229H65L64 230V228H67L66 226H68V225H65V226H63L64 225V223L65 222H67V221H69V220H67V221H64V218H62V215H61V213L59 212L60 210L63 212L64 210H62L61 209V207L60 208H57V206L56 205H54L55 204V202H56V197H57V201H59V203L58 204H62V202L64 201V205H66L65 203L67 202H65V200H67L66 198H67V194L65 193V194H58V195H56L55 197H50L49 195L47 196ZM85 194V195H86ZM121 194V193H120ZM125 194V193H124ZM34 194H32V196H33ZM36 195V194H35ZM130 195V194H129ZM52 196V195H51ZM68 196V197H69ZM71 197V196H70ZM85 197V196H84ZM10 198V197H9ZM58 198H59V200H58ZM89 198V197H88ZM125 198V197H124ZM11 199V198H10ZM22 199H24V198H22ZM122 199V198H121ZM181 200L183 201L182 203H181ZM22 201H24V200H22ZM81 201V200H80ZM86 201V200H85ZM134 201H135V199H134ZM139 201V202H140ZM84 202V201H83ZM102 202L104 203V204H102ZM68 203V202H67ZM86 203V202H85ZM88 203V202H87ZM106 203V204H105ZM128 202L126 201V204H127ZM57 204V205H58ZM121 204V205H120ZM27 205V204H26ZM69 205V204H68ZM67 205V206H68ZM86 205V204H85ZM135 205V204H134ZM151 205H153V208L151 209L150 208V206ZM25 206V205H24ZM42 206V205H41ZM60 206V205H59ZM89 206V205H88ZM106 206V208H104ZM121 206H123V208L125 209H123ZM125 206V207H124ZM27 207H28V209H29V205H27ZM65 207V206H64ZM63 207V208H64ZM81 207H83L82 209V211H84L85 212V214H86V217L90 220V219H92V220H94L95 218H94V212L93 211H91V209H92V207H88V208H86V207H84V206H81ZM103 207V208H102ZM136 207V206H135ZM134 207V208H135ZM67 208V207H66ZM57 209H58V212L60 213V215H61V217L59 218V215H58V217L56 216L57 214H59L58 212H57ZM60 209V210H59ZM127 209V210H126ZM131 209H133V208H131ZM33 210V211H32ZM124 210V211H123ZM134 210H136V209H134ZM82 211H81V213H82ZM127 211V212H126ZM68 212V211H67ZM125 212V213H124ZM132 212H133V210H132ZM134 212H136V211H134ZM65 213V212H64ZM66 214V213H65ZM96 214H95V216H96ZM134 214L136 215L135 217H133L134 216ZM141 215V214H140ZM63 216L65 217V215L63 214ZM69 216V215H68ZM129 216V217H128ZM133 218H132V217ZM139 216V217H138ZM137 217V221H139V222H143L142 224H143V227H145V225H144V222L145 223H147L146 224V226H148V224H149V226L146 228V232H145V228H144V232L145 233H147V231H148V233L147 234H145L144 232H142L141 230H143V227H142V229H141V223H136L137 225H135V218ZM10 218V217H9ZM66 218H67V216H66ZM68 218H70V217H68ZM73 218V217H72ZM181 218V219H182ZM5 219H7V218H5ZM180 219V218H179ZM9 220V219H8ZM73 220V219H72ZM87 220V219H86ZM148 220V221H147ZM10 221H12V220H10ZM72 222V221H71ZM68 223V222H67ZM67 223H65V224H67ZM70 223V222H69ZM68 223V224H69ZM74 223V222H73ZM72 223V224H73ZM100 223V222H99ZM9 224H11V222L9 223ZM8 224V225H9ZM140 224V225H139ZM152 224V226H150ZM74 225V224H73ZM79 224H76V226H78ZM155 225H157V228H156V226ZM31 226V227H32ZM75 226V225H74ZM74 226H72L71 225V227H74ZM75 226V227H76ZM136 226H138V227H140V229L138 228V227H136ZM153 226H154V229H153ZM165 226V225H164ZM58 227H60V228H58ZM69 227H70V225H69ZM70 227V228H71ZM77 229H78V227H76ZM136 228H138L142 233H143V235L141 236L139 233H137V230H136ZM150 228V230H151V228H152V231H150V232H154L155 234H157V235H155V234H152V233H149V230H147V229H149ZM104 229V228H103ZM64 230V231H63ZM105 230V229H104ZM158 230V231H157ZM165 230V231H164ZM46 231V232H47ZM155 231H157V233L155 232ZM164 232V233H163ZM74 234V235H73ZM150 234H152V235H150ZM167 235H168V233H166ZM79 234H77L76 236H78ZM145 235H147V236H145ZM66 236V237H65ZM69 236V237H70ZM76 236L74 237V238H76ZM143 236H145V237H143ZM68 237V238H69ZM80 237V236H79ZM67 238V239H68ZM78 238V237H77ZM166 238V239H165ZM165 238H163L162 240H163V243H164V239H165V241H169L167 238H168V236H166ZM153 239V238H152ZM34 240H36V239H34ZM51 240V241H52ZM70 240V239H69ZM78 239H76V241H77ZM149 240H150V238H149ZM162 240H161V242H162ZM64 242V243H63ZM41 243V244H42ZM63 244V246H62V244ZM159 243V242H158ZM168 243V242H167ZM177 243H179V241H177ZM54 244V245H55ZM74 244V243H73ZM111 244V245H110ZM68 245H69V243H68ZM70 245H71V243H70ZM69 245V246H70ZM76 245V244H75ZM166 245V244H165ZM46 246V247H45ZM59 246H62V247H59ZM66 247V245L63 247V248H65ZM105 247V246H104ZM158 247V246H157ZM70 249L72 248V247H69ZM75 248V247H74ZM42 249V248H41ZM67 250H68V248H66ZM66 249L64 250V249H62L61 251L65 254H68L69 253V256H71L70 255V252H71V254H72V256H73V253H72V251H70V250H68V251H66ZM144 250L142 251V253H141V255L139 256V257H143L144 255H143V253H144ZM1 251V250H0ZM66 251V252H65ZM177 251H178V254L176 255V257H174V258H172V257H170V255H169V257H167L166 259L167 260H165L164 258V256H162L161 254V256L162 257H164L163 259V261H161L159 264H223V262L221 263V261L220 260H218L214 255H212V253H210V252H207L204 248H202V247H200V246H195V244H194V242L192 243V242H182V243H179V245H178V247H177ZM68 252V253H67ZM169 252H170V250H169ZM61 253V252H60ZM2 254V253H1ZM62 254V253H61ZM125 254V255H126ZM145 254V253H144ZM168 255H166V256H168ZM147 256V255H146ZM57 257V256H56ZM58 258V259H57ZM57 258H54L55 260H56V262H58V260H59V257H57ZM83 258H84V260H85V264H110L111 262H112V260H111V258H109V255H108V253L107 252H105V249L102 247V246H98V245H95V243H94V239L92 238V236H89L88 237V240H87V242H85V245H84V249H83ZM151 261H154V258L153 257H150L149 258ZM169 259V260H168ZM55 260H53L54 262H55ZM46 261V262H45ZM52 261V262H53ZM138 260L137 259H135V260H132V261H130L129 263L130 264H135L136 262H137ZM227 261V263L229 262L228 260H226ZM39 262V261H38ZM37 262V263H38ZM60 262V261H59ZM59 262H58V264H59ZM36 263V262H35ZM51 263V262H50ZM226 263V262H225ZM224 263V264H225ZM226 263V264H227ZM38 264H43V261L42 262H39ZM228 264H232L231 262L230 263H228Z\"/></svg>",
    "mask_w": 264,
    "mask_h": 264
},
{
    "label": "crops",
    "instance_id": "3",
    "mask_svg": "<svg viewBox=\"0 0 264 264\" xmlns=\"http://www.w3.org/2000/svg\"><path fill=\"white\" fill-rule=\"evenodd\" d=\"M180 1L208 21L230 23L231 39L248 51L253 50L255 55L260 54V42L254 43L256 35L251 29L245 28L241 17L246 10L254 9V2L264 6V0ZM115 2L102 0L101 6L105 11L102 9L103 13L91 14L90 21L95 28L91 32L94 42L123 57L136 78L154 83L167 91L175 98L177 105L193 112L220 134L234 140L245 153L260 159L264 167V117L252 111L253 116L250 121H246L244 103L220 91L210 92L203 88L198 79L183 72L174 61L173 48L162 33L151 29L135 13L118 7ZM89 57L95 56L90 54ZM71 62L55 85L59 92L70 97L85 114L109 127L121 142H128L134 134H140L148 140L155 139L149 125L146 128L142 126L146 123L135 105L111 83L108 76L83 58L75 57ZM262 70L264 75V66ZM229 227L232 229L229 237L237 264H264V255H258L262 246L259 233L244 232L240 224L235 222ZM157 263L148 256L140 258L138 262Z\"/></svg>",
    "mask_w": 264,
    "mask_h": 264
}]
</instances>
